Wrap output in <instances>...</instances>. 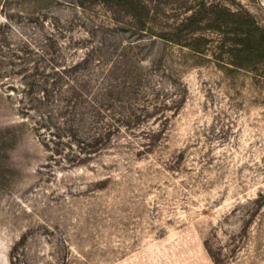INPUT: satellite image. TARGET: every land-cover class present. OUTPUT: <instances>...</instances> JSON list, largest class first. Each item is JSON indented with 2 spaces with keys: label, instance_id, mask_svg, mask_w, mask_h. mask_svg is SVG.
<instances>
[{
  "label": "rangeland",
  "instance_id": "1",
  "mask_svg": "<svg viewBox=\"0 0 264 264\" xmlns=\"http://www.w3.org/2000/svg\"><path fill=\"white\" fill-rule=\"evenodd\" d=\"M138 1L140 20L115 0H0L4 35H50L60 62L91 57L115 121L134 113L69 166L2 91L17 78L0 79V264H264V66L225 71L214 48L159 38L205 10L264 27V0Z\"/></svg>",
  "mask_w": 264,
  "mask_h": 264
},
{
  "label": "trees",
  "instance_id": "2",
  "mask_svg": "<svg viewBox=\"0 0 264 264\" xmlns=\"http://www.w3.org/2000/svg\"><path fill=\"white\" fill-rule=\"evenodd\" d=\"M74 1L82 10L107 2ZM115 2L129 7L132 18L141 19L144 6L138 0ZM141 24L145 28V24ZM204 29L216 35V39L197 36ZM51 37L13 42L0 30V79L17 78L16 83L2 85V91L8 98L14 95L20 116L33 120V131L47 151L59 156L61 163L80 166L110 140L116 127L111 121L127 127L134 113H117L122 119L116 122L108 99L114 85L105 80L107 72L95 76L85 73L91 57L60 62L63 57L55 58ZM159 38L193 55H203L212 47L217 61L229 58L232 69L221 67L225 71H251L264 66V27L250 17L235 16L226 10L194 14L174 29L161 32Z\"/></svg>",
  "mask_w": 264,
  "mask_h": 264
}]
</instances>
